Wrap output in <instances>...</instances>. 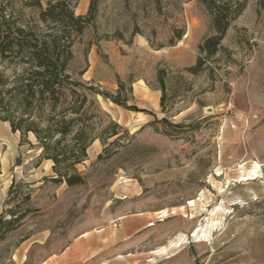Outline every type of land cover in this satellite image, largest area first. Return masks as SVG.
Here are the masks:
<instances>
[{
	"label": "rangeland",
	"instance_id": "374dc122",
	"mask_svg": "<svg viewBox=\"0 0 264 264\" xmlns=\"http://www.w3.org/2000/svg\"><path fill=\"white\" fill-rule=\"evenodd\" d=\"M259 1L248 0L210 67L192 74L185 68L214 33L199 0H97L71 68L112 93L118 79L129 81V104L139 111L95 96L123 129L106 146L92 144L77 166L85 181L74 186L51 179L53 162L41 157L33 134L22 140L0 121V205L24 214L0 240V264H264ZM90 4L77 0L76 13ZM160 68L169 71L167 112ZM166 116L180 125L173 135L153 124Z\"/></svg>",
	"mask_w": 264,
	"mask_h": 264
},
{
	"label": "trees",
	"instance_id": "16d2710c",
	"mask_svg": "<svg viewBox=\"0 0 264 264\" xmlns=\"http://www.w3.org/2000/svg\"><path fill=\"white\" fill-rule=\"evenodd\" d=\"M14 0H0V121L8 122L22 140L33 134L41 157L53 162L55 182L69 186L83 184L77 166L88 159V150L96 140L106 146L120 136L123 126L104 111L96 95L130 109L133 88L129 81L118 79L115 93L100 90L72 70L73 46L78 35L94 24L97 0H91L86 14L75 11L77 0H23L16 8ZM210 17L214 33L199 45L197 62L185 70L198 74L210 67L207 62L222 48V41L232 23L243 13L248 0H199ZM259 4L264 6V0ZM177 37L182 31L177 30ZM81 71L79 75H82ZM166 68L158 70L162 112L166 110ZM164 123V133L173 135L178 123L166 116L153 124ZM114 140L113 142L117 141ZM107 149V147H105ZM1 173V168H0ZM15 184L11 185L10 193ZM24 214L13 208L0 213V240L18 227Z\"/></svg>",
	"mask_w": 264,
	"mask_h": 264
},
{
	"label": "bare ground",
	"instance_id": "6f19581e",
	"mask_svg": "<svg viewBox=\"0 0 264 264\" xmlns=\"http://www.w3.org/2000/svg\"><path fill=\"white\" fill-rule=\"evenodd\" d=\"M87 6V5H86ZM8 123V122H7ZM163 215V214H162ZM165 215V214H164ZM161 216V215H160ZM153 224V223H152ZM182 241V240H181ZM168 250V247H162L160 249L161 252L165 253Z\"/></svg>",
	"mask_w": 264,
	"mask_h": 264
},
{
	"label": "crops",
	"instance_id": "0c3cea01",
	"mask_svg": "<svg viewBox=\"0 0 264 264\" xmlns=\"http://www.w3.org/2000/svg\"><path fill=\"white\" fill-rule=\"evenodd\" d=\"M4 123H7V122H4ZM9 126H10V124H9ZM11 128V127H10ZM17 133H19V132H17ZM3 211V206L2 205H0V213Z\"/></svg>",
	"mask_w": 264,
	"mask_h": 264
}]
</instances>
